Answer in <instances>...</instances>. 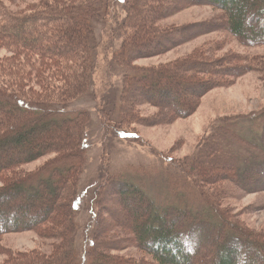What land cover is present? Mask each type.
<instances>
[{
    "label": "trees",
    "instance_id": "obj_1",
    "mask_svg": "<svg viewBox=\"0 0 264 264\" xmlns=\"http://www.w3.org/2000/svg\"><path fill=\"white\" fill-rule=\"evenodd\" d=\"M112 1L33 0L22 9L11 11L0 0V49L7 52V55L0 57V149L10 151L14 148L21 155L13 161L7 158L0 160V197L8 195L10 198L9 202L4 199L0 203L3 206L10 203L13 211L17 212L11 224L15 229H31L40 232L45 239L58 240L57 244H51L53 251L48 256L35 249L23 256H12L5 264H79L74 248L77 233L74 222L77 214L76 190L87 161L85 129L90 118L86 111H71L69 108L90 90L94 54L98 47L95 27L103 23ZM181 1L123 0L125 18L117 31L121 44L111 59L125 73L119 93L122 102L120 104L113 97L105 114L108 124H114L116 129L125 127L131 119L136 118L132 107L135 103L167 108L166 104L150 97L144 100L145 93L155 94L179 85L159 78L152 83L149 76L153 79L159 77L161 72L134 69L132 62L139 56L164 52L186 43L199 33L191 28L159 31L152 25L159 14L166 16L169 9H176ZM184 1L189 4L202 2L221 10L223 26L220 28L248 46L264 44V0ZM7 2L15 6L16 3L21 5L23 0ZM248 21L261 23L262 27L249 29L246 26ZM144 46H150V51ZM199 57L202 60V53H199ZM207 58L204 62L187 58L178 64H171L174 70L191 76L202 75L204 80L198 85H179L191 93L187 99H190L191 105H186L184 110L177 106L176 112H172V108L165 110L169 109L173 115L189 113L204 89L214 85L212 79L223 80L238 72L237 66L221 62L216 71L209 63L210 56ZM184 78L186 80L188 77ZM135 89L143 95L133 96ZM116 113L117 118L114 117ZM231 126L229 117L216 123V134L211 133L212 138H222L227 144H211L206 159L223 158L229 143L238 148H247L249 151L246 155H249L232 158L229 174L220 175L213 170L220 167L218 162L211 164V171L199 165H188L189 175L195 181L215 186L218 194L222 190L219 185L224 182L251 193L253 190L243 182V177L245 172L264 167V124L257 128L258 143L242 140L241 135L231 131ZM119 133L120 137L123 136L121 138H125V133ZM257 149L261 150L262 158ZM50 154L53 157L36 171L22 173L20 170L23 165ZM238 169L241 170L239 177L236 176ZM262 176L264 178V174ZM178 180L181 179L174 178L173 183ZM108 192L114 195L109 201ZM204 194L200 193L202 198ZM94 198L97 218L92 243L85 253L86 264H139L128 259L122 261L109 253L127 247L139 249L142 254L150 256L153 264H260L263 261L264 239L243 232L219 211L214 198L212 202L207 198L202 199L205 207L198 211L174 206L161 207L142 187L123 174L105 179ZM132 199L136 200L139 209L133 215H124L127 212L125 208L123 215L124 218L128 217L125 224L119 219L117 211L110 210L106 205L118 204L120 207ZM26 208L36 210L33 213L36 218L29 224L18 218L26 213ZM99 213L110 216L114 227L110 229ZM2 216L4 214L0 210V218ZM12 226L1 224L0 235ZM109 235L117 236V240L110 239Z\"/></svg>",
    "mask_w": 264,
    "mask_h": 264
},
{
    "label": "rangeland",
    "instance_id": "obj_2",
    "mask_svg": "<svg viewBox=\"0 0 264 264\" xmlns=\"http://www.w3.org/2000/svg\"><path fill=\"white\" fill-rule=\"evenodd\" d=\"M32 1L23 0L21 5L16 3L15 6H11L7 0H2L11 11H18L26 3ZM109 6L103 23L95 27L98 47L94 54L90 90L86 96L75 101L69 108L71 111H86L90 118L85 129L87 161L76 190L77 214L74 222L77 233L74 238L76 241L74 248L79 264H86L85 253L92 243L91 237L97 218V210L94 206L95 193L101 189L105 179L120 174L131 178L161 207L174 206L198 211L205 207L202 199L207 198L211 202L215 199L219 211L243 232L258 238L261 236L264 239L263 166L260 169L245 172L243 177V182L249 184L253 192L247 193L232 183L224 182L219 185L222 194L221 192L218 194L215 186L195 181L193 176L189 175L188 168V165L191 167L199 165L204 170L211 171V164L219 162L220 169L213 170L220 175H225L232 170V158L240 159L241 155H249H246L249 151L247 148H238L228 142L227 149L224 147L223 158L212 161L206 159L205 155L211 144L216 146L222 143L227 144L222 138L219 140L212 138V135L216 134L214 131L216 123L223 118H231L230 129L241 135L242 140H251L252 143L260 141L256 136L258 135L257 128L264 124V44L248 46L245 42L232 37L224 28H220L223 26L221 10L202 2L194 1L189 4L184 0L181 1L176 9L174 7L169 9L166 16L159 14L157 21L152 25L159 31L191 28L193 32L199 33L193 35L186 43L176 45L167 51L137 57L132 62L134 69H153L161 72L159 77L152 79L151 75L149 76L152 83L159 78L164 82L171 81L179 85H198L204 80V76H191V74L174 70L171 64H178L187 58L204 62L207 56H210L209 63H212L216 71L223 63L237 66L238 72L235 75L230 74L223 80L211 78L214 85L205 88L203 93L197 97L198 99L196 98L192 110L184 115H180L179 112L178 115L172 114L178 110L177 106L184 110L186 105H191L190 99L187 101L191 93L184 87L172 86V90L168 89L155 94L147 92L144 95L135 89L133 96L143 95L144 100L150 97L154 101L166 104L167 108H172V112L169 109L165 110L167 108L161 109L158 105L135 103L132 107L136 118L131 119L125 127L116 129L114 124H108L105 114L108 112L113 97L120 104L122 102L119 100V93L125 73L118 69L111 59L118 52L121 44L117 31L125 18V11L123 0H113ZM252 21L247 22L246 26L249 29L257 30L262 27L261 23ZM207 29L210 30L201 33ZM143 48L150 51L151 47L144 46ZM199 53L203 55L202 60L198 58ZM5 55L7 52L0 49V57ZM235 58L237 60L234 62ZM186 76L188 78L185 80ZM114 117L117 118V113ZM119 132L125 133V138H121L123 136L120 137ZM258 151V155L262 158L261 150L257 149ZM19 157H21L20 153L14 148L10 151L0 149V160L7 158L13 161ZM52 157L53 154L39 158L23 165L20 170L22 173L34 172ZM237 165L240 166V163ZM237 165L232 166L239 167ZM237 171L236 176L239 177L241 170ZM174 178L181 180L173 183ZM1 186L2 181L0 180ZM200 193H205V197L202 198ZM7 196H1L0 198L3 199H0V202L4 199L9 202L10 198ZM107 196L108 201L114 198V195L109 192ZM106 205L110 207V210L117 211L123 224L128 221L126 220L128 217L124 218V215H133L139 209L135 199L127 200L124 206L122 205L123 207H119L118 204L108 203ZM11 206L10 203L0 206L1 213L4 214L0 218V225L8 223L12 226L17 212L13 211ZM34 210L26 208V213L18 218L29 224L36 218L34 215L36 210ZM100 218H105L110 229L114 227V221L110 216L101 213ZM15 228L14 226L9 227L0 235V264H5L12 256H23L35 249L40 254L48 256L53 251L51 244L58 243L56 239L43 238L40 232H34L31 229L22 231V229L17 230L20 227ZM114 235L108 237L117 240L115 239L117 236ZM121 235L123 238V234ZM262 245L264 246V240H262ZM109 253L122 261L128 259L139 264H153L150 256L142 254L139 249L133 247L117 249ZM261 258L263 261L260 264H264V254H261Z\"/></svg>",
    "mask_w": 264,
    "mask_h": 264
}]
</instances>
